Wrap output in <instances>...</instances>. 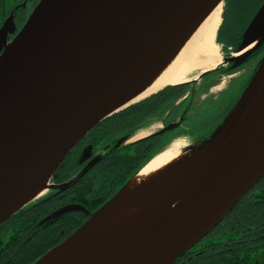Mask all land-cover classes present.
<instances>
[{
    "label": "water",
    "instance_id": "95a60500",
    "mask_svg": "<svg viewBox=\"0 0 264 264\" xmlns=\"http://www.w3.org/2000/svg\"><path fill=\"white\" fill-rule=\"evenodd\" d=\"M222 2L39 0L8 42L14 23L11 15L5 20L0 28V225L39 199L40 191L65 190L87 172L96 159L68 183L48 185L70 150L124 108L143 89L148 73L157 71L163 57ZM238 41L215 69L180 84H196L223 64H230L226 72H231L260 51L228 112L188 148L190 155L163 183L138 189L123 207L136 208L159 194L169 197L126 231L69 257L66 249L131 180L94 213L78 204L64 206L44 220L71 211L88 213V220L33 264H172L264 177V1Z\"/></svg>",
    "mask_w": 264,
    "mask_h": 264
},
{
    "label": "trees",
    "instance_id": "16d2710c",
    "mask_svg": "<svg viewBox=\"0 0 264 264\" xmlns=\"http://www.w3.org/2000/svg\"><path fill=\"white\" fill-rule=\"evenodd\" d=\"M240 1L251 4L256 0H236L232 6H237ZM232 12L233 10L229 16L230 29L226 32L230 37L235 34L232 31L235 22ZM184 87H169L167 90L177 91V98L184 93L181 91ZM143 103L132 105L94 127L97 129L96 135H93L96 144L110 145V140L115 142L128 128L137 125L140 122ZM134 144L110 151L105 157V163L109 165L99 167L91 177L85 176L78 185L79 192H73L68 201H83L92 205L95 211L109 199L154 155L151 151H144L141 142ZM75 170L72 162L64 161L56 171L54 181H65ZM101 192L104 194L101 195ZM51 196L52 193L27 205L0 225V264H33L80 225L82 221L75 224L67 215L62 228L51 222L33 230L38 220L54 208L48 200ZM62 230L64 235L60 234ZM195 248L198 254L192 255L194 252L191 249L175 264L262 263L260 258L264 251V178L257 184L256 190L243 197L234 210ZM189 257L191 258L188 259Z\"/></svg>",
    "mask_w": 264,
    "mask_h": 264
},
{
    "label": "flooded vegetation",
    "instance_id": "af4514ba",
    "mask_svg": "<svg viewBox=\"0 0 264 264\" xmlns=\"http://www.w3.org/2000/svg\"><path fill=\"white\" fill-rule=\"evenodd\" d=\"M38 1L39 0H22V1L15 0L11 2L12 4L8 7V3L6 0H0V28L10 15L12 16L14 23V25L9 23L8 32L6 33L7 42L12 40L16 32L22 27L25 20L27 19L29 12L27 13L26 7H28L29 5H33L32 7H34L38 3ZM227 11L228 9L225 12ZM223 17H224L223 26L225 25L226 27L225 13L223 14ZM229 29H230V25H229ZM221 30L218 35L219 39H220ZM239 31L235 32L236 33L235 37H233L232 39L230 38L231 39L230 41H226L230 43L232 41V43L235 44L234 47L235 50L237 49L239 44L238 39L241 36L240 34H242V32L240 33ZM221 40H229V39H227L223 34ZM262 45L264 46V44ZM261 46L260 48L262 49L263 46L262 47ZM259 53L260 51L257 54L250 56L247 59L245 65L241 66L240 68H236L231 72H226L230 64L223 65L222 69H220V71H218L217 73L209 77L203 78L197 84L189 85L188 88L186 89L185 94L180 98L178 97L176 98L177 91L173 92L170 90H166L158 93L157 95L146 101H143L144 103L142 104L141 107L140 122L138 123L139 125L137 124L128 128V130L125 131L120 138H124L127 140L130 139L129 137L137 131L140 132L149 131V134L144 136V139H142L139 142L142 143L141 146L144 149V151L146 152L151 151L152 153H156L178 140H187L194 146L201 140L202 136L199 137L200 134L203 133L204 136V134L206 133V132H201L202 130L199 125L200 121L207 116L206 111L213 108L215 102H219L218 111H217L218 114H220L222 108L227 110L228 112L230 108L228 107L229 108L228 109L226 106L223 107L227 99H222V98L230 95L231 93H224L225 90L228 87L232 86L234 82L240 81L241 76L239 77L240 75L239 72L241 71V69L246 70L247 68L249 69L251 66H253L256 63V60L258 58L257 56L259 55ZM218 86H221V89L216 92L215 89ZM234 100L235 97L234 98L230 97L231 103ZM225 110L224 112L226 114ZM181 117H183V119H181ZM178 121L180 122V124L177 127H174V125L177 124ZM217 124L213 125L211 129L214 128V126H216ZM96 131L97 129L93 128V130H91L89 134H87L76 145L75 149L72 150V152L67 157L69 159L66 158L67 159L65 160L66 162L70 161L75 165L76 167L75 173L70 175V177L65 181L59 183L55 182L54 181L55 178H53L51 179V183L61 184L63 182L68 181L76 174H78L80 171H82L88 164L92 163L95 159L96 162H94L91 165V167L86 172L84 177L85 176L91 177L96 171V169H98L99 167L103 168L104 165L106 166L109 165L108 163H105V157L108 154L105 153V151H110V145L115 144V142L113 139L110 140V145H107L108 148L104 150L105 145L99 146L95 142L93 135L94 134L96 135ZM126 140L125 142L127 143ZM131 145L132 143H128V146ZM83 178H81L79 182L75 184L73 187L68 188L65 191H61V192L50 191L52 192V196L48 200H50L49 202H51L54 208H52L47 214L43 215L38 220L37 224L33 227V230L40 229L51 222L57 224L60 228H62V225L65 224L67 215L70 216V218L75 224H77V221L83 222L84 221L83 219L85 217L82 214L83 212L81 213V212H73V211L68 212L66 214L64 213L57 218L51 216L49 219L43 221V219L46 216L50 215L56 209H61L63 206L67 204L82 203L89 212H93V207L90 204L83 203V201H81V203L75 200L68 201L69 197H71L73 192H75V194L79 192L80 186L78 185L83 180ZM256 187L257 185L254 186L252 190H256ZM111 192H112V188H110V193ZM99 194L100 193H98V195ZM103 194L104 193L101 192V195ZM60 234L64 235V231L62 230ZM62 240L64 239H61V241ZM194 248H192L194 252L192 255L198 254V252L195 251L196 248L195 249ZM190 258L191 257H189L188 259Z\"/></svg>",
    "mask_w": 264,
    "mask_h": 264
},
{
    "label": "bare ground",
    "instance_id": "6f19581e",
    "mask_svg": "<svg viewBox=\"0 0 264 264\" xmlns=\"http://www.w3.org/2000/svg\"><path fill=\"white\" fill-rule=\"evenodd\" d=\"M240 2L241 3L237 6L236 4L234 7L232 6V16L235 20L232 29L233 32L239 31L241 24L246 21L252 11L249 3ZM224 13L226 15L228 14V12L223 11L222 3H219L208 13L201 23L193 28L192 32L175 50H172L163 57L162 65L157 71L153 70L148 73L147 76L149 79L143 89L126 105L142 101L166 87L180 85L191 79H195V77L191 78V76L198 72L215 69L222 61L220 46L216 44V34L221 24V14ZM252 17L253 16H251L249 20H251ZM18 31L16 33H18ZM224 35L228 36V39L231 40L232 37H235L236 33L231 34L232 37H230L229 34L227 35L226 32ZM256 42L257 41L246 48L245 51L252 49ZM241 53L234 54V56H238ZM220 89L221 86H218L215 91L217 92ZM147 134H149V131L138 133L135 137H142ZM121 144V146L124 147L128 146L126 142H122ZM180 144V141H176L169 145L164 151L154 155L120 192L116 201L107 211L102 216L94 218V220L87 224V230L80 234L76 241L66 249L64 257H69L67 255L74 252L82 253L83 250L87 251L96 248L98 245L97 243L117 233L126 231L139 221V218L143 215L150 213V211L161 205L162 202L169 197V194H159L150 201L133 209L123 207V202L132 197L140 188H147L154 183L156 185L163 183L170 173L169 170L185 159L182 151H180ZM114 146L115 144L110 145V151L119 148H115ZM75 147L76 145L71 150L75 149ZM110 151H105V153H109ZM44 194V190H42L36 197H41ZM82 205L81 203L80 206L82 207ZM236 206L237 204L232 210H234ZM83 209L87 211L85 208ZM195 246H197V244ZM175 263L176 262H173L172 264ZM42 264L49 263L44 260Z\"/></svg>",
    "mask_w": 264,
    "mask_h": 264
},
{
    "label": "rangeland",
    "instance_id": "374dc122",
    "mask_svg": "<svg viewBox=\"0 0 264 264\" xmlns=\"http://www.w3.org/2000/svg\"><path fill=\"white\" fill-rule=\"evenodd\" d=\"M7 1V3H8V7L12 4L11 2H13V1H15V0H6ZM20 1H22V0H20ZM264 0H256V1H253V2H251V9H252V11H251V14H249V16H248V18L246 19V21L244 22V23H242L241 24V26H240V28H239V32L241 33L245 28H246V26H247V24H248V22L250 21L249 20V18L252 16V15H254L255 14V12L257 11V9L260 7V5L262 4V2H263ZM234 2H236V0H228V2H227V6L226 7H224V10L226 11L227 9H228V22H226V27H225V25L223 26V28H222V30H221V33H220V40H221V37H222V35L225 33V32H227V30L229 29V16H230V12L233 10L232 9V5L234 4ZM33 5H29L28 7H26L27 8V13L29 12V14H30V12L32 11V9H33V7H32ZM32 7V8H31ZM222 9H223V5H222ZM29 16V15H28ZM27 17V16H26ZM28 18V17H27ZM221 27V26H220ZM218 40H219V38H218ZM234 42V41H233ZM231 44H233L232 43V41H231ZM223 51H227V52H231V51H234V49H224ZM225 53V52H224ZM254 68H255V65H253V66H251L249 69L247 68L246 70L245 69H241V71L239 72L241 75V79H240V81L239 82H234L233 83V85L232 86H230V87H228L226 90H225V92L224 93H231L230 95H228V96H226V97H223L222 99H227V101L224 103V105H223V107L224 106H226L227 108L229 107L230 108V106L233 104V102L235 101H233L232 103L230 102V97H237L238 96V93H239V90H240V82H242V81H245V79L247 78V75L248 74H251V73H249V72H252L253 70H254ZM193 76H195V75H193ZM209 76V75H208ZM229 98V99H228ZM236 99V98H235ZM219 102H215L214 103V106H213V108H211V109H209V110H207L206 112H207V116L205 117V118H203L201 121H200V123H199V125H200V128H201V132H207V131H209V130H211V127L213 126V125H215V124H217L222 118H223V116H224V114H225V112H224V110L225 109H221V111H220V114H218V104ZM231 104V105H230ZM228 108V109H229ZM216 110V111H215ZM226 111V113H227V110H225ZM200 136H203V133L202 134H200ZM136 138H140V137H136ZM180 141V150H183L182 151V153H183V155L184 156H188V155H190V152L188 151V148H191V147H193V144H191L189 141H187V140H179ZM186 150V151H185ZM44 193H46V192H44ZM263 253L261 254V258L260 259H262V263H260V264H264V251H262Z\"/></svg>",
    "mask_w": 264,
    "mask_h": 264
},
{
    "label": "crops",
    "instance_id": "0c3cea01",
    "mask_svg": "<svg viewBox=\"0 0 264 264\" xmlns=\"http://www.w3.org/2000/svg\"><path fill=\"white\" fill-rule=\"evenodd\" d=\"M228 37V36H227Z\"/></svg>",
    "mask_w": 264,
    "mask_h": 264
}]
</instances>
